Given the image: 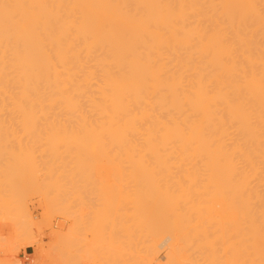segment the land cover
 <instances>
[{"label": "bare ground", "instance_id": "bare-ground-1", "mask_svg": "<svg viewBox=\"0 0 264 264\" xmlns=\"http://www.w3.org/2000/svg\"><path fill=\"white\" fill-rule=\"evenodd\" d=\"M62 146L70 187L87 150L132 169V220L174 264H264V0H0V219L31 222L14 203L57 169L34 150Z\"/></svg>", "mask_w": 264, "mask_h": 264}, {"label": "rangeland", "instance_id": "rangeland-1", "mask_svg": "<svg viewBox=\"0 0 264 264\" xmlns=\"http://www.w3.org/2000/svg\"><path fill=\"white\" fill-rule=\"evenodd\" d=\"M4 141L16 145L27 143L42 145V149L48 143L47 140L26 139ZM59 142L66 143L67 141ZM62 145L64 146V144ZM63 146L62 153L60 148L58 150L60 154L58 151L56 152V154L58 153L57 162L60 161L58 163L56 160H52V155L47 157L46 154L49 151L41 152L39 149L40 153L37 155L38 149L34 150L33 160L41 159L38 162H44L43 158L45 161L51 159L48 161L50 163L54 161V166L56 165L57 169H54V173L53 170L38 172L36 179L39 181L40 188L37 191H31V189L30 194L21 202L14 203L23 209L24 213L22 214L29 217L30 223L24 222L22 218L15 220L14 224L8 220L0 219V264H6L11 260V249L14 245V249H17L18 236H21L20 242L28 241L32 244L26 248L19 245V249L17 251L15 249L18 255L16 254L17 256L15 255L14 258L20 259V262L13 264H135V260L138 259L136 255L139 253V256H144V252L147 254L148 248L145 246L148 247L151 244L157 247V264H174L167 256L170 245H172V234L167 229H162L152 239L148 233L146 235L143 228L137 231V228L140 227H136V222L134 223L132 220L134 216L133 200L137 188L133 181L134 172L132 169L127 164H121L118 157H114V160L119 165H112L113 160L108 151H101L99 148L87 150L85 152L87 165L84 166V176L78 183L74 182L77 185L73 183V187H70V185L72 186L71 180L75 177L69 167L76 162V159L75 155L70 153L71 151H67L66 154V148L64 149ZM111 153L117 155L116 151ZM57 164L59 166L65 164L68 167L65 170ZM62 169L65 171L63 172ZM56 170L59 173L61 171L60 174L63 172L61 176L64 178L58 176L61 186H49V178L51 176L55 178L58 173ZM71 174L73 178L70 180ZM75 179L77 180V178ZM75 186L79 188L78 191H81L78 198H74L72 195ZM1 210L3 211L2 208ZM75 216L80 217V220L76 219L77 223L74 222ZM78 223H81L80 229L75 228L74 231V227H77ZM82 223L84 231L81 228ZM111 226L114 228L113 230L110 229ZM136 232H140L138 234L141 235H137ZM111 233L113 237H111ZM142 240L144 243L141 242ZM133 242L134 246L136 245L135 248L131 246ZM140 242L143 245L139 244ZM129 252H133L136 258Z\"/></svg>", "mask_w": 264, "mask_h": 264}]
</instances>
